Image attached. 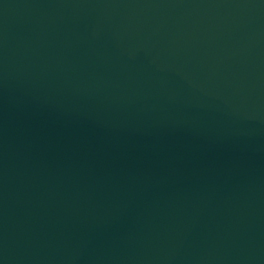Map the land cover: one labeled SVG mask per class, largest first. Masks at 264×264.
I'll return each mask as SVG.
<instances>
[{"label": "water", "instance_id": "obj_1", "mask_svg": "<svg viewBox=\"0 0 264 264\" xmlns=\"http://www.w3.org/2000/svg\"><path fill=\"white\" fill-rule=\"evenodd\" d=\"M0 264H264V0H0Z\"/></svg>", "mask_w": 264, "mask_h": 264}]
</instances>
